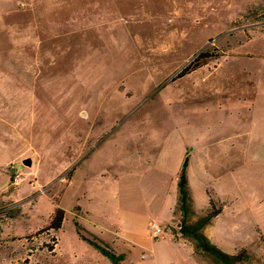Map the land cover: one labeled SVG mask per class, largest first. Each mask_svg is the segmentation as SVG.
I'll use <instances>...</instances> for the list:
<instances>
[{"label":"rangeland","instance_id":"1","mask_svg":"<svg viewBox=\"0 0 264 264\" xmlns=\"http://www.w3.org/2000/svg\"><path fill=\"white\" fill-rule=\"evenodd\" d=\"M249 75L264 0H0V264H111L75 223L122 264H213L179 232L185 157L196 210H222L203 234L264 264V95L233 86Z\"/></svg>","mask_w":264,"mask_h":264},{"label":"trees","instance_id":"2","mask_svg":"<svg viewBox=\"0 0 264 264\" xmlns=\"http://www.w3.org/2000/svg\"><path fill=\"white\" fill-rule=\"evenodd\" d=\"M206 53H200L192 63L186 66L178 77L184 76L191 72L192 69H197L202 64H205ZM201 62V63H200ZM193 71V70H192ZM188 159L184 158L180 174L177 182V201L176 210L178 213L177 224L182 237L193 241V253L199 257L208 256L213 264H246L251 260V256L245 249L236 251L234 254H225L215 248L209 239L203 234V230L212 222L217 215L221 213V208L217 207L213 201H210V208L198 213L193 205L191 191L189 189L187 178ZM64 211L55 209L52 214L48 230L54 232L61 229L64 221ZM76 233L80 240L88 243L91 247L97 250L102 256L106 257L111 264H122L125 255L116 254L113 249H110L102 240L95 235L87 232L78 223H75ZM264 242V236H262Z\"/></svg>","mask_w":264,"mask_h":264},{"label":"crops","instance_id":"3","mask_svg":"<svg viewBox=\"0 0 264 264\" xmlns=\"http://www.w3.org/2000/svg\"><path fill=\"white\" fill-rule=\"evenodd\" d=\"M233 86L234 87H237L238 89L245 88L246 91H251L252 96H255V95L258 96V94H259L260 91H262L263 92L262 95H264V76L263 75H260L258 77H255V76L249 75L248 81L246 83H244V84L243 83H235ZM249 111H251V117H252V120L253 121H258L259 118L262 117L261 120L264 123V116H263L264 115V100H262L261 103H259V102L256 103V104L251 103L250 104V110ZM258 135H259L258 133H255L254 134L253 137H254L255 140H256V137ZM259 143H260V145H261V147H262V149L264 151V133L261 135V139H260V142ZM188 165H189V160H188ZM188 165H187V169H188ZM187 178H188V176H187ZM188 184H189V179H188ZM191 197H192V195H191ZM210 201H213V200L212 199H209V206H208L207 210L210 208ZM193 205H194V202H193ZM194 207H195V205H194ZM81 210L86 215V219H87L88 223L91 224V225H93L94 227H96L95 224H94V222H93V220H92V216H91L92 214L90 212H88V211L83 210V209H81ZM201 213H203V212H201ZM219 215H217V216H219ZM205 229L203 230V232L205 231Z\"/></svg>","mask_w":264,"mask_h":264},{"label":"built area","instance_id":"4","mask_svg":"<svg viewBox=\"0 0 264 264\" xmlns=\"http://www.w3.org/2000/svg\"><path fill=\"white\" fill-rule=\"evenodd\" d=\"M16 181H17V178H16ZM150 229L152 230V237L154 239H158V237L162 233L161 228L159 226H157L155 223H151L150 224Z\"/></svg>","mask_w":264,"mask_h":264},{"label":"water","instance_id":"5","mask_svg":"<svg viewBox=\"0 0 264 264\" xmlns=\"http://www.w3.org/2000/svg\"><path fill=\"white\" fill-rule=\"evenodd\" d=\"M23 164L24 165H26V166H28V167H30L31 166V160H25L24 162H23Z\"/></svg>","mask_w":264,"mask_h":264}]
</instances>
